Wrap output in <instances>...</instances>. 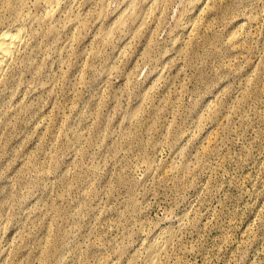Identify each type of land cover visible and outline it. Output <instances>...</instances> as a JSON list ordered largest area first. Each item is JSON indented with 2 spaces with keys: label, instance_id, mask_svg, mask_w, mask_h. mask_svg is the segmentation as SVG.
<instances>
[{
  "label": "rangeland",
  "instance_id": "rangeland-1",
  "mask_svg": "<svg viewBox=\"0 0 264 264\" xmlns=\"http://www.w3.org/2000/svg\"><path fill=\"white\" fill-rule=\"evenodd\" d=\"M19 24L0 264H264V0H0Z\"/></svg>",
  "mask_w": 264,
  "mask_h": 264
},
{
  "label": "bare ground",
  "instance_id": "bare-ground-1",
  "mask_svg": "<svg viewBox=\"0 0 264 264\" xmlns=\"http://www.w3.org/2000/svg\"><path fill=\"white\" fill-rule=\"evenodd\" d=\"M42 4L48 15H51L56 9L59 0H37ZM20 20L32 23L38 20L37 16H32L26 8H24L19 16ZM25 38V31L21 24L17 25L13 30H3L0 32V82L4 76L6 69L12 63L14 56L20 49ZM154 253L149 254L150 264H155L156 258Z\"/></svg>",
  "mask_w": 264,
  "mask_h": 264
}]
</instances>
